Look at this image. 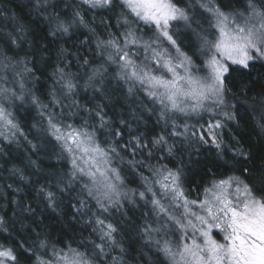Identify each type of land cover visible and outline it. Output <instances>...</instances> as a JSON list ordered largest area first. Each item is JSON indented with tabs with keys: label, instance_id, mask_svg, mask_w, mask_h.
<instances>
[{
	"label": "snow or ice",
	"instance_id": "1",
	"mask_svg": "<svg viewBox=\"0 0 264 264\" xmlns=\"http://www.w3.org/2000/svg\"><path fill=\"white\" fill-rule=\"evenodd\" d=\"M30 3L35 20L0 8L9 21L0 28V139H23L38 155L17 117L35 108L52 171L33 181L41 165L29 158L12 175L38 185L44 206L81 238L17 239L14 218L38 227V206L9 199L20 212L0 215V264H264V164L238 163L253 156L225 139L229 124L249 120L264 133V87L252 91L254 70H264V0ZM204 152L214 159L200 169ZM186 169L205 175L196 183ZM114 214L136 233L127 245Z\"/></svg>",
	"mask_w": 264,
	"mask_h": 264
},
{
	"label": "trees",
	"instance_id": "2",
	"mask_svg": "<svg viewBox=\"0 0 264 264\" xmlns=\"http://www.w3.org/2000/svg\"><path fill=\"white\" fill-rule=\"evenodd\" d=\"M67 3H71V0H67ZM3 7H9L12 14L25 17L30 16L33 20L37 19L35 10L32 8L30 0H0V8ZM61 7L65 8L66 5H61ZM49 10L51 11V9ZM93 15H96L97 20H99L98 14L91 12L88 13V17H91ZM88 17H86V19ZM112 22L115 23V18H113ZM8 24V20L0 17V28H4L6 30ZM41 27H43V25H41ZM112 30L115 31L116 29ZM37 34L42 35L40 29H37ZM44 42L49 45V54L54 53L57 48V44L52 42V39L50 37ZM48 71L50 72L51 68H49ZM257 75L260 76V82L252 85V91H256L261 87H264V70H261L259 68L255 69L253 72L254 80L256 79ZM46 79V76L41 77L42 82ZM47 83L50 85L51 80H48ZM35 87L40 89V91L37 92V95L41 97L43 102L50 103L49 98H47L45 95H42V93L46 92L47 90L46 86L43 83H38ZM26 107L31 106L26 105ZM17 117L20 121V125L24 133L28 136V139L31 140L32 143L40 145V149L39 154L36 155L29 151V146L23 139L18 138V141L12 144H9L3 139H0V196L3 197L2 199H0V209H3V211H0V215H4V213L7 212L8 216L11 217L13 210L20 212V209L15 204L9 207L7 203L9 199L16 200L23 204H32L33 207L38 206V214L35 219L38 222L39 226L37 227V225L32 223V221L29 219H24L23 216L14 218L17 221L16 227L21 229L24 233V235L14 233L17 239L23 241L25 236H27V242L31 243L38 238L37 233H39L41 237H47L52 243L60 246L59 242L63 237H65L66 234L69 236L75 234L77 239L81 238L78 229H74L70 226L67 217H65L64 215H60L58 217L56 213H53L50 209H47L44 206V204L41 202V198L36 192V188H38V185H36L35 187H25L22 181L12 175V169L14 167L24 168L28 163V159L30 158L32 160H36L41 165V169L32 176V179L33 181L39 179L40 183L42 184L44 183V180L42 178L43 175L52 171V169H50L48 165L55 162L54 160H49L46 156L45 153L48 151V147L43 144V141L41 139L37 138L38 133L36 129L33 128V125L37 124V121L40 120V117L37 114L35 108H31V111H25L21 109L17 114ZM194 122L195 121H189V123ZM37 127H39V125H37ZM226 131L228 132V135L225 137V139L234 150L236 148L245 149L249 154L253 156L252 160L238 161V163H245L246 166L249 167H259L260 165L264 164V160L260 159V156L264 154V133H260L259 129L254 128L252 126L251 120H249L247 123L241 122L238 127L229 124ZM233 137L235 139H233ZM186 159L187 157H185V160ZM193 159H195V157H193ZM200 159L202 163L199 168L203 169L204 164L212 161L214 159V156L210 152H204L203 155L200 156ZM178 161L179 157H177L176 162ZM28 171L32 172L34 170L29 168ZM186 171L188 172L190 177L195 179L196 183H200L201 177H204L205 175L202 170L193 171L190 169H186ZM206 178L207 177H205V179ZM129 179L131 180L133 179V177L129 175ZM7 185H12L13 189L19 187L21 191L19 193H16L15 195H11V189H8ZM129 186L137 187L138 181L137 183L130 184ZM21 197H23V200H21ZM141 211L142 210H134L133 212H129L128 215L132 217L134 222H138L140 219ZM112 220L113 222H120L121 235L123 236V240L121 241L122 243L127 245L130 240L136 239L135 231L128 226L126 221L121 220L119 214H114ZM20 221H22L23 227ZM29 226L32 229L31 232L28 231ZM125 233H127V235H124ZM94 238L95 237H93V239ZM0 242H5L3 241L2 235H0ZM137 247H139V244H137ZM113 254L115 255L116 253ZM129 264H135V261H130Z\"/></svg>",
	"mask_w": 264,
	"mask_h": 264
}]
</instances>
